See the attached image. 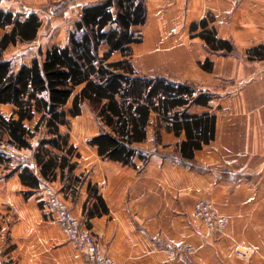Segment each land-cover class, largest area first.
<instances>
[{"label": "crops", "instance_id": "0c3cea01", "mask_svg": "<svg viewBox=\"0 0 264 264\" xmlns=\"http://www.w3.org/2000/svg\"><path fill=\"white\" fill-rule=\"evenodd\" d=\"M60 1L0 0V10L25 16ZM93 1L75 0L71 7L80 13ZM145 2L148 29L141 54L157 62L171 59L167 64L174 72L158 77L192 84L195 95H212L208 106L193 104L187 112L216 116L214 140L195 151L191 163H181L177 148L184 133L176 136L161 128L157 141L153 117L145 141L137 144L148 160L142 164L135 158L133 167L102 159L95 147L86 143L84 149L69 137L80 158L63 181H45L31 159L23 163L41 180L28 198L17 173L1 178L5 166H0V208H9L6 216L14 219L8 242L0 229V264H92L43 206L40 195L46 185L59 191L117 264H264V0ZM206 16L213 18L217 37L230 42L233 52H212L191 36L190 24ZM205 59L211 71L200 68ZM37 145V139L31 141L33 150ZM10 157L15 167L20 159ZM95 188L108 211L89 218L86 213L93 206L100 210ZM199 198L210 200L228 218L216 242L193 216ZM157 235L174 244L194 245L202 254L164 258L152 243Z\"/></svg>", "mask_w": 264, "mask_h": 264}, {"label": "trees", "instance_id": "16d2710c", "mask_svg": "<svg viewBox=\"0 0 264 264\" xmlns=\"http://www.w3.org/2000/svg\"><path fill=\"white\" fill-rule=\"evenodd\" d=\"M73 2L65 1L60 8ZM19 16L24 15L0 10V29L5 30L0 37V106L11 108L7 117L0 113V166H5L1 178L17 173L27 188L23 192L25 198L40 187L41 180L23 163L31 159L39 168L41 179L48 182L57 177L63 181L66 173L76 167L80 153L70 142L69 134L60 128H69L70 120L81 115L84 104L101 127L87 143L96 148L102 159L123 165L136 167L135 158L142 164L147 162L137 144L145 141L153 117L157 141L161 128L176 136L184 133L185 139L177 148L181 163H191L195 151L214 140L216 116L187 112L193 104L208 106L212 95H195L192 84L136 72L133 46L142 42L137 29L147 20L145 0H94L82 7L64 45L38 49L29 64L13 69L4 58V51L18 42L33 41L42 27V19L36 13ZM212 22L211 16L194 21L189 33L199 37L212 52H233L230 42L217 37ZM115 55L119 57L113 58ZM199 66L205 71L212 69L208 59ZM34 139L38 145L33 150ZM5 141L32 151L30 159L19 160L11 167L12 158L2 147ZM94 197L100 210L93 206L86 213L89 218L108 211L97 188Z\"/></svg>", "mask_w": 264, "mask_h": 264}, {"label": "rangeland", "instance_id": "374dc122", "mask_svg": "<svg viewBox=\"0 0 264 264\" xmlns=\"http://www.w3.org/2000/svg\"><path fill=\"white\" fill-rule=\"evenodd\" d=\"M68 0H63L60 2H51L50 4L43 7L41 10L38 11V15L42 19V27L37 35V38L35 41L27 44H19L17 46H10L4 53V57L8 59L11 62V66L13 69L18 68L21 64H29L31 59L35 56H37L38 47L45 50L46 48L53 46V45H64L67 40V33L71 29V25L74 21L77 20L78 16V7L74 6L71 7V5H74L73 3H68L69 5L65 6L64 8L60 5ZM56 5V9L53 13H50L47 11V8L49 5ZM63 6V5H62ZM147 29H148V22L146 20V23L144 26L138 28L137 30L140 31L142 35V42L140 44L133 46V55H132V63L135 66L136 72L140 76L145 77H152L157 76L159 74H162L164 72L169 73V75L174 72V67L171 66V64H167L170 60L163 61L159 60L157 62L156 59L152 58L150 55H143L140 53L139 49L144 46L147 36ZM2 34V31L0 30V35ZM155 50V49H154ZM147 52V51H146ZM119 56L115 55L113 58H117ZM70 104L67 105L66 108L69 107ZM0 113L7 117L10 114V108L9 107H3L0 106ZM100 124L97 121L96 117L90 110V108L87 105H83L81 108V115L77 118H73L70 120V127H63L62 131L63 133H68L69 137L75 142L78 143V145L82 148H86L88 146L87 140L95 134L98 130H100ZM69 138V139H70ZM7 142V141H5ZM4 142V143H5ZM3 143V144H4ZM3 147V146H2ZM29 155L31 154L30 151H27ZM18 158L20 157L19 154L15 155ZM31 156V155H30ZM29 160V159H28ZM57 190V189H56ZM58 191V190H57ZM59 192V191H58ZM60 194V193H59ZM61 195V194H60ZM62 196V195H61ZM66 200V199H65ZM71 209V208H70ZM9 208H0V229L5 235L6 242L9 241V229L14 221V219L11 217L8 219L7 211ZM72 211V209H71ZM5 212V213H4ZM225 231V230H224ZM208 234V233H207ZM214 236L217 239L221 236V234H208ZM155 237H161L163 240H166L171 246H189L192 247L193 252L188 255L180 256L191 258L193 256H198L199 254H202V252L199 250L197 252V247L194 245H186V244H174L170 242L169 240L163 238L161 235H157ZM152 239V243L154 238ZM210 238V237H208ZM212 240V239H210ZM214 240H212L213 242ZM264 243V240H263ZM155 247V246H154ZM157 249V250H156ZM7 249L5 250V252ZM156 252H159L158 254H163L164 258H179V257H172L165 251H162L158 248H155ZM157 254V255H158ZM197 254V255H196ZM262 257L264 258V246H263V253ZM156 259H160L159 257H156ZM159 261V260H158Z\"/></svg>", "mask_w": 264, "mask_h": 264}, {"label": "built area", "instance_id": "2783aa9c", "mask_svg": "<svg viewBox=\"0 0 264 264\" xmlns=\"http://www.w3.org/2000/svg\"><path fill=\"white\" fill-rule=\"evenodd\" d=\"M55 9L56 5L53 4L48 6L47 11L53 13ZM3 148L9 156L19 154V159L22 161L30 159L28 150L18 149L14 143L7 141L3 144ZM40 200L65 232L68 241L77 250L85 254L87 262L92 264H117L101 247L97 237L91 232L86 222L73 214L65 198L54 187L46 185L42 189ZM193 216L201 223L208 234H222L228 224V218L221 214L210 200L204 198H199L194 202ZM153 245L172 257H180L193 252L192 247H173L161 237H155Z\"/></svg>", "mask_w": 264, "mask_h": 264}, {"label": "bare ground", "instance_id": "6f19581e", "mask_svg": "<svg viewBox=\"0 0 264 264\" xmlns=\"http://www.w3.org/2000/svg\"><path fill=\"white\" fill-rule=\"evenodd\" d=\"M142 50H143V48H140V49H139L140 53H141Z\"/></svg>", "mask_w": 264, "mask_h": 264}]
</instances>
